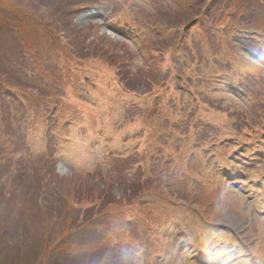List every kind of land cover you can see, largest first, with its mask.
<instances>
[{
  "label": "rangeland",
  "instance_id": "1",
  "mask_svg": "<svg viewBox=\"0 0 264 264\" xmlns=\"http://www.w3.org/2000/svg\"><path fill=\"white\" fill-rule=\"evenodd\" d=\"M263 137L264 0H0V264L264 260Z\"/></svg>",
  "mask_w": 264,
  "mask_h": 264
},
{
  "label": "bare ground",
  "instance_id": "2",
  "mask_svg": "<svg viewBox=\"0 0 264 264\" xmlns=\"http://www.w3.org/2000/svg\"><path fill=\"white\" fill-rule=\"evenodd\" d=\"M98 13H102V9H93L91 11H84L83 14H90L91 16H96Z\"/></svg>",
  "mask_w": 264,
  "mask_h": 264
},
{
  "label": "trees",
  "instance_id": "3",
  "mask_svg": "<svg viewBox=\"0 0 264 264\" xmlns=\"http://www.w3.org/2000/svg\"><path fill=\"white\" fill-rule=\"evenodd\" d=\"M121 193L123 192V193H130V191H128L127 189H125V187H124V189L122 188V190L120 191ZM113 193V192H112ZM113 195H115V193L113 194ZM35 256H36V254H35ZM35 256L33 257V258H35ZM35 261H33V260H31L30 262H29V264H33Z\"/></svg>",
  "mask_w": 264,
  "mask_h": 264
}]
</instances>
